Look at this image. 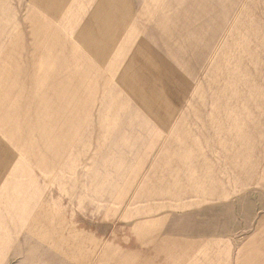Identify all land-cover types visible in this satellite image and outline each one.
<instances>
[{
  "label": "rangeland",
  "instance_id": "374dc122",
  "mask_svg": "<svg viewBox=\"0 0 264 264\" xmlns=\"http://www.w3.org/2000/svg\"><path fill=\"white\" fill-rule=\"evenodd\" d=\"M84 1L0 0L1 222L39 213L57 264H163L192 229L235 253L264 227V0Z\"/></svg>",
  "mask_w": 264,
  "mask_h": 264
},
{
  "label": "crops",
  "instance_id": "0c3cea01",
  "mask_svg": "<svg viewBox=\"0 0 264 264\" xmlns=\"http://www.w3.org/2000/svg\"><path fill=\"white\" fill-rule=\"evenodd\" d=\"M84 2L88 6L91 0ZM99 3H104V0H100ZM90 16H96V12L88 17ZM88 23L89 19L87 18L85 25ZM29 215L32 214L11 213L5 218L6 222H1L4 218L0 219L2 261L10 253L20 254L28 250L25 252L27 259L23 261V264H57L60 261L34 258L35 255L31 252V248H38L39 244V236H35L36 231L39 230V223L36 222L39 219V213H35V216L33 214L31 217L34 223H24ZM215 230L216 228L207 229V232H213V235L208 238L195 237V229L188 233L183 231L176 234L174 244H163V264H264V227L258 228L256 233L242 243L235 253L231 249V244L226 239L219 237L220 235L215 234ZM41 236L47 239L45 235ZM48 241L51 242L52 240L48 239ZM33 242L37 243L31 247L30 244ZM64 263L61 262V264Z\"/></svg>",
  "mask_w": 264,
  "mask_h": 264
}]
</instances>
